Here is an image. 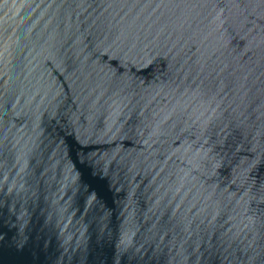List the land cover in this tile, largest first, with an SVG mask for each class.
<instances>
[{
	"label": "water",
	"instance_id": "obj_1",
	"mask_svg": "<svg viewBox=\"0 0 264 264\" xmlns=\"http://www.w3.org/2000/svg\"><path fill=\"white\" fill-rule=\"evenodd\" d=\"M0 264H264V0H0Z\"/></svg>",
	"mask_w": 264,
	"mask_h": 264
}]
</instances>
